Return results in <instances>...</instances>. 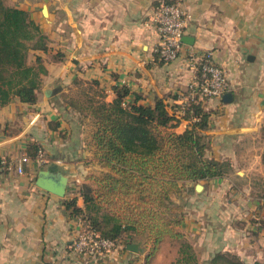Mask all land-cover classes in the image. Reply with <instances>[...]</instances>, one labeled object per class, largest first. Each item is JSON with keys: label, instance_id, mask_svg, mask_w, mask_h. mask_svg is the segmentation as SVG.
I'll use <instances>...</instances> for the list:
<instances>
[{"label": "crops", "instance_id": "0c3cea01", "mask_svg": "<svg viewBox=\"0 0 264 264\" xmlns=\"http://www.w3.org/2000/svg\"><path fill=\"white\" fill-rule=\"evenodd\" d=\"M171 1L4 0L29 14L47 36L48 52L42 54L46 75L36 103L14 99L0 108V264H175L182 242L198 264H209L218 253L264 264V0H181L190 14L187 42L175 61L164 63L154 54L158 36L151 16L158 4ZM207 51L225 71L232 95L227 103L222 97L203 101L210 115L209 156L228 162L229 173L183 185L182 240L165 238L151 256L138 239L95 262L76 255V220L65 203L76 198L83 209L74 181L90 184L107 172L95 157L87 111L70 105L75 85L94 88L106 102L121 87L129 91L127 100L136 97L144 106L162 100L178 119L172 131L181 134L193 123L178 112L194 76L187 57ZM57 86L62 91L46 97L45 90ZM24 156L19 174L16 165ZM41 169L66 175L63 198L36 187ZM130 243L140 252L127 250Z\"/></svg>", "mask_w": 264, "mask_h": 264}, {"label": "trees", "instance_id": "16d2710c", "mask_svg": "<svg viewBox=\"0 0 264 264\" xmlns=\"http://www.w3.org/2000/svg\"><path fill=\"white\" fill-rule=\"evenodd\" d=\"M47 52V36L29 14L0 0V108L14 99L36 103L46 75L42 54ZM56 57L61 59L59 54ZM128 95L125 87L116 88L111 102L99 94L98 101L89 99L83 108L92 120L95 157L109 171L78 187L75 193L83 209L76 198L65 207L70 218L81 219L116 247L145 235L151 256L165 238L183 239L184 206L176 204L173 196L180 197L185 183L224 178L230 165L209 156L211 139L205 132L210 115L203 102L188 104L183 117L194 122L177 134L172 129L178 119L162 100L144 106L136 97L127 100ZM260 228L264 229V220ZM179 255L175 264H198L188 243L181 244ZM209 264L243 263L235 255L218 253Z\"/></svg>", "mask_w": 264, "mask_h": 264}, {"label": "built area", "instance_id": "2783aa9c", "mask_svg": "<svg viewBox=\"0 0 264 264\" xmlns=\"http://www.w3.org/2000/svg\"><path fill=\"white\" fill-rule=\"evenodd\" d=\"M190 20L181 0L158 4L152 13L153 23L158 36V43L154 54L164 63L175 61L181 51L186 24ZM190 68L194 71L192 81L189 83L186 95L179 99V114L184 116L186 107L190 102H203L206 99L220 98L229 91L230 85L225 71L217 64L213 53L190 52L187 57ZM194 122V120L192 119ZM37 160L44 162L42 151L37 153ZM28 161L27 157L16 165V171L21 174L23 164ZM76 190L80 186L74 181ZM76 238L72 243V251L76 255L84 256L95 262L101 256L116 247L115 242L105 239L100 234L88 227L81 219H76Z\"/></svg>", "mask_w": 264, "mask_h": 264}, {"label": "water", "instance_id": "95a60500", "mask_svg": "<svg viewBox=\"0 0 264 264\" xmlns=\"http://www.w3.org/2000/svg\"><path fill=\"white\" fill-rule=\"evenodd\" d=\"M43 14L46 16V7L43 8ZM182 42H187V38H183ZM62 91L61 86H57L53 89L45 90L46 97H52ZM231 93L227 92L222 96L224 103H227L231 99ZM36 187L53 194L57 197L63 198L66 194L68 187V178L63 172L51 171L49 169H41L36 177L35 181ZM201 185H196L195 189L197 191L201 190ZM127 250L134 253H139V245L137 243H130L127 246Z\"/></svg>", "mask_w": 264, "mask_h": 264}, {"label": "rangeland", "instance_id": "374dc122", "mask_svg": "<svg viewBox=\"0 0 264 264\" xmlns=\"http://www.w3.org/2000/svg\"><path fill=\"white\" fill-rule=\"evenodd\" d=\"M29 62L30 61H33V58L30 56L29 57V60H28ZM72 93H75L74 94V98H73V100H72V104L75 106V107H78L79 106V108H81V109H83L84 107H86L88 104H89V99L91 98V100H93V101H98V98H97V95L96 94H98L97 93V91L94 89V88H91V87H88V86H84V85H79V84H76L75 85V87H74V92H72ZM85 93H87V94H85ZM85 95V96H84ZM90 97V98H89ZM87 117H88V119L90 118L89 117V115H88V112H87ZM89 125H91L92 126V120L91 119H89ZM100 166V165H99ZM105 168V167H104ZM104 171H106V172H108L109 171V169H107V168H105L104 169ZM102 174V173H101ZM101 176V175H100ZM97 177V176H96ZM99 177V176H98ZM77 180V179H76ZM78 181V183H80V181L79 180H77ZM199 184V183H198ZM173 199H174V201L176 202V204H181V205H183L184 206V212H185V210H186V206H185V202L182 200V199H180V198H178V197H176L175 198V196H173ZM146 236L145 235H143V236H140L139 238H138V240L141 242V241H145L146 240ZM170 239V238H169ZM183 243V242H182ZM180 248H181V245L179 246V250H180ZM178 250V251H179ZM179 254V253H178ZM180 257V255L178 256V258Z\"/></svg>", "mask_w": 264, "mask_h": 264}]
</instances>
